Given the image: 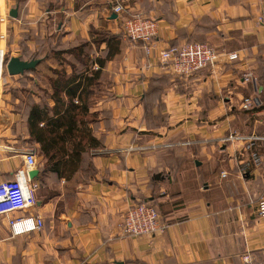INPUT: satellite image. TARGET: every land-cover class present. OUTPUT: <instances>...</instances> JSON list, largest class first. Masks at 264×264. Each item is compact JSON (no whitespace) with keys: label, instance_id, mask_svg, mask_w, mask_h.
<instances>
[{"label":"crops","instance_id":"obj_1","mask_svg":"<svg viewBox=\"0 0 264 264\" xmlns=\"http://www.w3.org/2000/svg\"><path fill=\"white\" fill-rule=\"evenodd\" d=\"M122 4L115 14L113 0H0V14L17 11L6 21L8 56L38 58L37 71L54 65L47 57L53 35L64 47L99 30L120 36V52L102 69L110 95L91 108L99 112L90 128L101 143L84 156L82 169L90 162L91 172L82 170L74 188L45 176L35 206L19 213L42 217L41 230L13 236L0 217V264H246L245 254L257 264L264 255V217L257 215L264 197V0ZM133 14L157 22L147 53L123 33L122 21ZM186 42L215 48V65L187 76L159 66L163 50ZM2 81L17 78L4 73ZM252 95L259 105L242 109ZM0 101L1 181L24 170L23 149L37 157L38 145L23 141L26 113ZM138 201L158 210L163 233H123L124 213Z\"/></svg>","mask_w":264,"mask_h":264},{"label":"trees","instance_id":"obj_2","mask_svg":"<svg viewBox=\"0 0 264 264\" xmlns=\"http://www.w3.org/2000/svg\"><path fill=\"white\" fill-rule=\"evenodd\" d=\"M97 34L94 32L93 36L92 32L90 41H81L68 47L54 44L57 35H53L52 45L47 48V57L54 61V65H47L40 71L35 66L19 76L32 80L30 74H35L49 88L39 86V100L26 103L24 110H15L26 113L28 137L23 141L38 145L36 151L41 160L34 179L38 184L44 181L47 174H53L57 179L68 182L66 187L74 188L80 172L90 173L92 170L90 162L82 169L85 154L101 146L90 128V124L97 121L99 112L91 108L98 97L110 95L108 83L102 77V69L107 61L120 52L119 35L103 31L102 36L97 38ZM101 45L105 46L102 51ZM66 56L71 57V60H67ZM12 96L19 99L16 94ZM136 203L153 206L148 201Z\"/></svg>","mask_w":264,"mask_h":264},{"label":"built area","instance_id":"obj_3","mask_svg":"<svg viewBox=\"0 0 264 264\" xmlns=\"http://www.w3.org/2000/svg\"><path fill=\"white\" fill-rule=\"evenodd\" d=\"M123 0H113L112 11L121 14L124 11ZM8 15L0 14V81L6 72L5 65L8 60L6 50V21ZM157 22L153 19L143 18L138 14L125 18L122 21L123 33L134 41L144 44L146 53L152 47V40L157 33ZM230 60L236 59L237 54H227ZM159 66L170 70L180 76H187L204 68L213 67L218 58L215 48L203 42H188L178 47H168L160 53ZM257 95L243 97L241 107L250 110L259 105ZM238 139V136L234 137ZM24 170H17L14 177L0 181V217L8 218V225L13 236L41 230L44 226L43 218L32 214H19L28 212L37 202L36 191L39 184L30 178L28 171L34 169L37 157L34 148L23 149ZM222 172V176H225ZM257 215L264 217V197L257 203ZM121 227L123 233L131 236H155L161 234L167 225L160 221L156 209L146 203H133L125 211ZM243 261L250 263L248 254ZM257 264H264V255Z\"/></svg>","mask_w":264,"mask_h":264},{"label":"rangeland","instance_id":"obj_4","mask_svg":"<svg viewBox=\"0 0 264 264\" xmlns=\"http://www.w3.org/2000/svg\"><path fill=\"white\" fill-rule=\"evenodd\" d=\"M53 28H55V26ZM103 31H106V30L96 31V32H98L97 38H99V36L100 37L102 36ZM93 48H92V50H93ZM96 48H97V46H96ZM6 56H8V54H6ZM66 58H68L67 60H71V57L66 56ZM5 74H7V72H5ZM19 76L20 75H18V77H16L17 82L9 81L5 84L4 81H2V82L0 81V97H1V100L3 99V101L5 103H7L8 106L14 110H16V109L24 110V109H26V106H27L26 103L30 102L31 100H35L36 97L37 98L40 97L41 89L39 88V86H40L39 84L44 83V81H41L40 83L35 84L34 82H31V80L28 79L29 77L28 78H20ZM11 78H14V80L16 79L13 76H11ZM36 85H37V87H36ZM30 93H33L35 96H32ZM12 94H16L19 96L18 101H16L13 98ZM0 103H1V101H0ZM37 160H38V162L41 160L39 155H37ZM87 174H88V172L85 173V175H87ZM80 179L82 180V178L79 175L77 177V181L79 182Z\"/></svg>","mask_w":264,"mask_h":264},{"label":"water","instance_id":"obj_5","mask_svg":"<svg viewBox=\"0 0 264 264\" xmlns=\"http://www.w3.org/2000/svg\"><path fill=\"white\" fill-rule=\"evenodd\" d=\"M10 17H16L17 11L15 8L11 9L8 14ZM113 17L115 14L112 15ZM39 59H30V60H23L20 56H11L8 58L5 69L8 75L15 76V75H22L25 71L35 68L38 64ZM38 174V169L35 168L33 170L28 171V175L30 178L36 177Z\"/></svg>","mask_w":264,"mask_h":264}]
</instances>
